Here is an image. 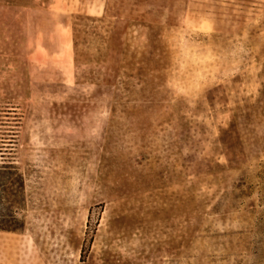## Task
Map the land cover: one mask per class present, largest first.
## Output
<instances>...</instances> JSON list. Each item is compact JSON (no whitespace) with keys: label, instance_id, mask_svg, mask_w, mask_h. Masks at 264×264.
Instances as JSON below:
<instances>
[{"label":"rangeland","instance_id":"obj_1","mask_svg":"<svg viewBox=\"0 0 264 264\" xmlns=\"http://www.w3.org/2000/svg\"><path fill=\"white\" fill-rule=\"evenodd\" d=\"M0 151V264H264V0H0Z\"/></svg>","mask_w":264,"mask_h":264},{"label":"trees","instance_id":"obj_2","mask_svg":"<svg viewBox=\"0 0 264 264\" xmlns=\"http://www.w3.org/2000/svg\"><path fill=\"white\" fill-rule=\"evenodd\" d=\"M0 154V231L16 233L24 226L17 214L23 198L24 178L12 160H4L3 153ZM85 251L82 246L81 258Z\"/></svg>","mask_w":264,"mask_h":264}]
</instances>
